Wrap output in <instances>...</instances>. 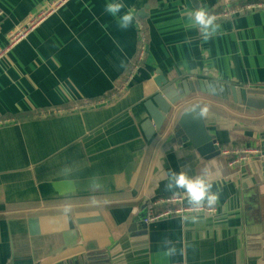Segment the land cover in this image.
<instances>
[{"label":"crops","instance_id":"obj_1","mask_svg":"<svg viewBox=\"0 0 264 264\" xmlns=\"http://www.w3.org/2000/svg\"><path fill=\"white\" fill-rule=\"evenodd\" d=\"M47 1L54 0H0V46ZM107 2L65 0L0 57V264L89 255L103 264H264V105L254 106L264 97L247 93L244 105L233 96L264 92V10L216 21V34L204 41L188 27L185 13L197 9L190 0H122L121 14H135L127 30L104 11ZM199 2L210 13L221 4ZM140 28L146 58L125 90L141 85L133 102L122 103L126 97L105 112L82 108L114 89L138 55ZM156 73L171 85L162 88L148 140L144 92ZM182 83L191 95L179 108L207 109L215 142L195 148L184 139L162 156L179 105L170 114L166 100L179 96ZM222 147L256 148L263 158L230 167ZM57 152L55 166L41 174L37 166ZM169 169L207 170L219 190L217 212L145 222L152 200H186L183 190H165Z\"/></svg>","mask_w":264,"mask_h":264},{"label":"built area","instance_id":"obj_2","mask_svg":"<svg viewBox=\"0 0 264 264\" xmlns=\"http://www.w3.org/2000/svg\"><path fill=\"white\" fill-rule=\"evenodd\" d=\"M65 0H54L52 2H42L40 6L35 8L25 19L17 23V26L12 30L6 41L0 46V57L5 54L13 45L20 41L27 33L37 26L40 22L55 13ZM221 4L211 14L215 15L216 21L230 20L242 14L252 11L264 10V0H220ZM140 34V49L137 55V64L131 69L120 92L125 91L130 85L134 75L139 71L143 60L146 58L147 40L144 29H139ZM107 101L101 99L97 102L86 101L82 108H100ZM191 146V143H188ZM223 155H229L228 165L230 167H240L254 158H263V155L256 148L247 147H222ZM183 196H171L166 198H157L152 200L148 210V215L144 218L147 223L155 222L161 218L171 215H187L190 213L207 212L214 214L217 212L215 206H204L201 209H195L187 205Z\"/></svg>","mask_w":264,"mask_h":264},{"label":"water","instance_id":"obj_3","mask_svg":"<svg viewBox=\"0 0 264 264\" xmlns=\"http://www.w3.org/2000/svg\"><path fill=\"white\" fill-rule=\"evenodd\" d=\"M194 3L196 8L200 7V2L199 0H190ZM140 16L143 17L144 13L141 12ZM160 73H156V77H154L152 80L153 85L151 88H145V92L144 95L145 97H148L147 100V108L148 111L146 112V117L147 119L142 123V127L145 130V134L148 136V140L153 136L154 133L156 131V129H154L153 127H151L150 125H155L157 126V120L159 118V114L157 113V111L155 110V105L158 106L159 108H163L162 106V92L165 89H162L163 86L167 85L169 82L163 77L160 76ZM171 84L167 85L166 88L168 86H170ZM151 90V91H150ZM177 90L179 91V96L177 98H169V102L168 100H166L167 102V112H169L170 114L173 113V110L171 109V105H176L179 104L176 108H173L174 111H178V118L176 120V122L174 123L173 126V130L170 132L171 134V139H169V142H167V144L162 148L161 150V155L164 156V154L168 151V149L171 148L172 145L178 143V142H182L184 139L188 140L195 148H201L202 146H206L210 143H214L215 140L213 139L212 135L208 133L206 126H205V122H204V118H200L198 116H195L190 110V108H185L184 110H182V108L180 109L179 106L182 105V103L180 101L185 100V98L190 97L191 95V90L189 89V83L188 85L186 83H182L180 85H177ZM197 90H199V88H197ZM157 93L159 96L155 97L154 99H150L153 94ZM247 93H253V94H257L259 96H263L264 97V92H259L258 90H255L254 92H248L247 90L243 89V90H235V94H233V96H236L238 98L239 95H241L243 97V99L246 101V103H243L244 105L247 104V100H246V96ZM128 95V92H123L120 96H118L117 98L107 102L106 104H104L103 106L100 107V109L102 111H106L109 110L115 106H117L118 104H120ZM237 101V99H235ZM250 105V104H247ZM264 105V98L262 100H258V103L254 106L257 107H262ZM180 109V110H179ZM193 109H195L197 112H199L201 110V107L197 106V107H193ZM152 132V133H151ZM151 133V134H150ZM151 138V139H152ZM150 139V140H151ZM148 148L147 145H144L141 149V162L142 159L144 158V155L146 153V149ZM264 164V162H263ZM57 264H103L102 262H100L98 259H96L95 256H84V257H77V258H71L65 262H58Z\"/></svg>","mask_w":264,"mask_h":264},{"label":"clouds","instance_id":"obj_4","mask_svg":"<svg viewBox=\"0 0 264 264\" xmlns=\"http://www.w3.org/2000/svg\"><path fill=\"white\" fill-rule=\"evenodd\" d=\"M124 7L125 5L122 0H108L105 4L104 11L117 19L119 28L127 30L133 26L135 14L132 10L125 11L121 14V10ZM185 14L189 21L188 27L196 28L204 41H208L216 34L219 27L216 23V17L205 8H197ZM190 111L195 116L203 118L207 109H201L199 112L195 109ZM173 147L179 151L177 145ZM207 176V170H203L199 175L189 176L185 171L169 169L165 190L173 194L183 190L186 194L188 204L195 209H201L205 205L212 207L219 199V190L213 191V183L208 180ZM191 219L195 221L197 217H192Z\"/></svg>","mask_w":264,"mask_h":264},{"label":"trees","instance_id":"obj_5","mask_svg":"<svg viewBox=\"0 0 264 264\" xmlns=\"http://www.w3.org/2000/svg\"><path fill=\"white\" fill-rule=\"evenodd\" d=\"M138 54V53H137ZM137 64V55L136 56H133L129 63H128V66L126 68V70L122 73V75L116 80V84H115V87L114 89H112L109 93L105 94L104 96L98 98V99H95V100H88V101H99L101 99H104L105 101L109 102L115 98H117L118 96H120L122 94V92H120L121 88L123 87L124 85V82L128 76V74L130 73L131 69ZM141 85L138 84V85H133L130 87L129 91V95L127 96V98L122 102H128V103H132V97H133V93L136 89L140 88ZM129 88V87H128ZM121 103V104H122ZM95 110H99L98 108L94 109ZM108 111V110H106ZM105 112V111H104ZM64 151V149L62 150V152ZM60 152H57L56 154H54L48 161L46 162H41L38 166H37V170L43 174L44 172L47 173L48 171V168L51 166V169L55 166L54 163L52 162H56L57 161V156L59 155ZM52 161V162H51ZM48 162V164H47ZM39 167V169H38Z\"/></svg>","mask_w":264,"mask_h":264}]
</instances>
